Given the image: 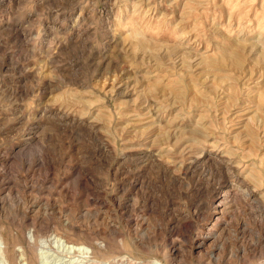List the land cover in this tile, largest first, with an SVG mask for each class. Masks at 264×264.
Returning <instances> with one entry per match:
<instances>
[{
  "label": "rangeland",
  "instance_id": "obj_1",
  "mask_svg": "<svg viewBox=\"0 0 264 264\" xmlns=\"http://www.w3.org/2000/svg\"><path fill=\"white\" fill-rule=\"evenodd\" d=\"M37 201L110 258L264 264V0H0L10 246Z\"/></svg>",
  "mask_w": 264,
  "mask_h": 264
},
{
  "label": "bare ground",
  "instance_id": "obj_2",
  "mask_svg": "<svg viewBox=\"0 0 264 264\" xmlns=\"http://www.w3.org/2000/svg\"><path fill=\"white\" fill-rule=\"evenodd\" d=\"M48 189L55 190L56 188L52 184ZM39 203L40 201L33 203L29 214L36 211L32 216L26 212L22 213L30 223L28 238L23 241L24 243L22 242L23 244L20 242L19 235L12 234L13 243L10 246L0 230V264H162L158 260L145 262L139 258L134 260L133 257L127 256L110 258V253L106 252L107 247L104 243L96 240H87L83 243L71 240L68 234L60 232L63 230L56 227L53 222L40 217ZM43 207L42 216L45 217L48 215V206L43 205ZM68 228L74 231L70 226ZM111 234L117 235L115 232Z\"/></svg>",
  "mask_w": 264,
  "mask_h": 264
}]
</instances>
